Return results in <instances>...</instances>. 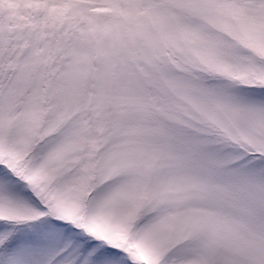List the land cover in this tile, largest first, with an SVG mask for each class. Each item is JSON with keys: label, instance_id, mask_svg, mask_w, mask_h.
I'll return each mask as SVG.
<instances>
[{"label": "snow or ice", "instance_id": "snow-or-ice-1", "mask_svg": "<svg viewBox=\"0 0 264 264\" xmlns=\"http://www.w3.org/2000/svg\"><path fill=\"white\" fill-rule=\"evenodd\" d=\"M0 264H264V0H0Z\"/></svg>", "mask_w": 264, "mask_h": 264}]
</instances>
